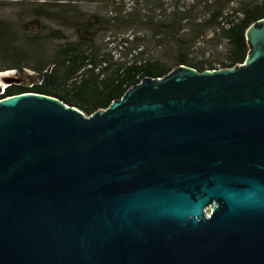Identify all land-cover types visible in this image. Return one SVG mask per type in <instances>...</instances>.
<instances>
[{
    "label": "water",
    "instance_id": "obj_1",
    "mask_svg": "<svg viewBox=\"0 0 264 264\" xmlns=\"http://www.w3.org/2000/svg\"><path fill=\"white\" fill-rule=\"evenodd\" d=\"M246 40L90 116L0 99V264H264V18Z\"/></svg>",
    "mask_w": 264,
    "mask_h": 264
},
{
    "label": "rangeland",
    "instance_id": "obj_2",
    "mask_svg": "<svg viewBox=\"0 0 264 264\" xmlns=\"http://www.w3.org/2000/svg\"><path fill=\"white\" fill-rule=\"evenodd\" d=\"M233 6L229 0H0V36L6 24L15 37L9 40L8 52L0 49V67L9 63L4 54L33 51L22 34L40 35L47 48L74 41L79 34L98 59L118 63L159 59L174 66L181 56L217 65L224 56V42L213 35L208 18L212 9ZM168 31L172 36L167 38L163 34ZM132 36L136 39L130 42ZM0 74L17 84L38 78L28 69ZM8 85L0 76V87Z\"/></svg>",
    "mask_w": 264,
    "mask_h": 264
},
{
    "label": "trees",
    "instance_id": "obj_3",
    "mask_svg": "<svg viewBox=\"0 0 264 264\" xmlns=\"http://www.w3.org/2000/svg\"><path fill=\"white\" fill-rule=\"evenodd\" d=\"M208 1V0H205ZM229 9H212L208 21L212 23L215 36L224 42V56L218 65L231 68L242 64L249 48L246 40L248 28L264 18V0H238ZM118 22V20H117ZM163 36H172L171 32ZM74 41L44 45L38 36L20 35L24 42L34 46L30 54L7 53L3 59L9 63L0 67V72L23 69L31 70L38 78L35 82L8 85L0 99L22 93H37L51 96L73 106L90 116L99 109L107 108L119 99L131 86L145 77L160 78L179 65L194 68L200 72L216 69L211 61L190 62L179 57L174 66H168L159 59H142L131 62H113L109 58L98 59L81 35ZM130 38V37H129ZM15 39L11 27H2L1 50L9 51V40ZM19 39V37H18ZM134 36L129 40L132 42Z\"/></svg>",
    "mask_w": 264,
    "mask_h": 264
},
{
    "label": "built area",
    "instance_id": "obj_4",
    "mask_svg": "<svg viewBox=\"0 0 264 264\" xmlns=\"http://www.w3.org/2000/svg\"><path fill=\"white\" fill-rule=\"evenodd\" d=\"M215 67H216V69H213V70H219V69H222L221 67H220V65H215ZM7 86H4L3 88H2V92L4 91V89L6 88ZM1 92V93H2Z\"/></svg>",
    "mask_w": 264,
    "mask_h": 264
},
{
    "label": "bare ground",
    "instance_id": "obj_5",
    "mask_svg": "<svg viewBox=\"0 0 264 264\" xmlns=\"http://www.w3.org/2000/svg\"><path fill=\"white\" fill-rule=\"evenodd\" d=\"M0 76H4V75H1V74H0Z\"/></svg>",
    "mask_w": 264,
    "mask_h": 264
}]
</instances>
